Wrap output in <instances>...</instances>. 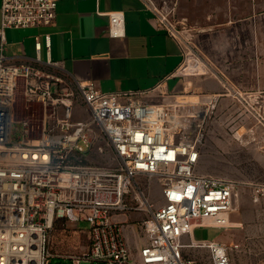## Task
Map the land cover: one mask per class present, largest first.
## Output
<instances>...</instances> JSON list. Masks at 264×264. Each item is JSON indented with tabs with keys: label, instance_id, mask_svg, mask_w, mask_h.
Returning a JSON list of instances; mask_svg holds the SVG:
<instances>
[{
	"label": "built area",
	"instance_id": "2783aa9c",
	"mask_svg": "<svg viewBox=\"0 0 264 264\" xmlns=\"http://www.w3.org/2000/svg\"><path fill=\"white\" fill-rule=\"evenodd\" d=\"M57 3L2 0L0 264H50L49 237L57 222L88 226L80 230L88 235L86 251L65 258L72 264H197L184 256L192 246L208 249L210 264H233L225 245L192 241L196 228L231 226L238 188L234 180L198 171L209 108L184 115L177 103L152 105L135 99L141 93H103L92 82L64 76L58 64L5 56L6 32L54 25ZM109 17L110 36L122 37L124 13ZM158 22L181 43L159 16ZM182 66L154 91L165 95L163 85L181 76ZM216 99L209 97L208 104ZM75 100L90 121L73 119ZM243 102L264 129V106ZM102 141L113 153V167L88 162L93 150L104 152L97 147ZM130 215L141 217L147 241L138 260L127 243V222L117 220Z\"/></svg>",
	"mask_w": 264,
	"mask_h": 264
},
{
	"label": "crops",
	"instance_id": "0c3cea01",
	"mask_svg": "<svg viewBox=\"0 0 264 264\" xmlns=\"http://www.w3.org/2000/svg\"><path fill=\"white\" fill-rule=\"evenodd\" d=\"M170 1H178L181 15L230 18L214 30L211 41L214 56L209 61L212 74L171 77L162 87L165 95L154 89L179 70L183 49L159 25L150 0H58L54 25L8 30L4 54L20 63L58 64L60 72L74 81L92 82L103 93H141L135 99L152 105L174 104L180 95L204 103L211 95L219 96L222 98L219 112L226 118L229 116L235 138L244 130L243 138L253 140L254 115L241 113L243 100L264 106V0ZM1 6L2 0L0 28ZM113 12L125 15L123 36L119 38L109 34V13ZM241 117L244 119L239 120ZM226 118L221 117L216 130L223 129L221 123ZM238 197L236 191L235 210L229 216L231 226L241 225L236 215L242 204ZM130 217L127 216L126 222ZM133 227L132 224L125 227V235L133 258L138 260L147 241L136 238ZM198 229L194 230L192 241L204 242L195 237ZM210 229L219 230L220 234L206 243L225 237L224 229Z\"/></svg>",
	"mask_w": 264,
	"mask_h": 264
},
{
	"label": "rangeland",
	"instance_id": "374dc122",
	"mask_svg": "<svg viewBox=\"0 0 264 264\" xmlns=\"http://www.w3.org/2000/svg\"><path fill=\"white\" fill-rule=\"evenodd\" d=\"M150 2L158 16L177 32L183 45L181 75L185 78L211 75L213 69L209 61L212 62L210 57L214 56L211 46L214 30L219 23L230 17L181 15L178 1L150 0ZM49 71L61 75L59 72ZM181 96L183 95H180L176 103L181 106V113L184 115L196 113L203 107L209 108L198 171L202 174L231 179L238 183L236 191L242 204L236 215L241 225L222 230L225 232V237L217 242L228 248L233 264H264V129L254 120L253 140L243 138L246 135L244 130H240L235 138V129L230 124L229 116L226 118L224 113L219 112L221 97L217 96L216 102L209 105L208 101L204 103L198 99L188 100ZM73 105L74 120L90 121L89 113L85 111L80 102L75 100ZM247 113L249 114L243 107L241 114L246 115ZM221 117L226 119H223L221 123L223 129L218 131L215 125L220 122ZM243 117L239 120H243ZM233 119L234 117L231 118L232 121ZM97 147L103 148L104 152L100 154L93 150L88 162L93 165L113 167L114 156L110 148L104 141L98 143ZM153 192L155 198L160 199V188L157 182L153 184ZM255 198H258V201H255ZM130 216L124 226L127 228L130 224L134 225L135 237L145 238L139 228L141 217ZM117 220L126 222L127 217H119ZM87 229L88 226L84 223L79 224L76 229L64 222H57L49 237V251L54 256L50 264H72L65 258L84 253L89 244L88 235L83 232ZM219 234V230L199 228L195 237L206 243L218 237ZM190 243L184 242V244ZM184 256L195 260L197 264H210V255L206 248L196 246L185 248ZM81 264L91 263L82 262Z\"/></svg>",
	"mask_w": 264,
	"mask_h": 264
}]
</instances>
